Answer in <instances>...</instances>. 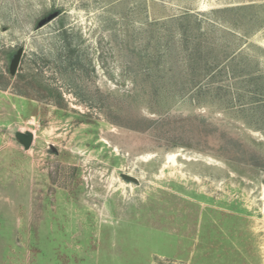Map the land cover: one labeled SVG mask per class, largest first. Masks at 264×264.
Listing matches in <instances>:
<instances>
[{"label": "rangeland", "instance_id": "1", "mask_svg": "<svg viewBox=\"0 0 264 264\" xmlns=\"http://www.w3.org/2000/svg\"><path fill=\"white\" fill-rule=\"evenodd\" d=\"M0 264H264V0H0Z\"/></svg>", "mask_w": 264, "mask_h": 264}, {"label": "water", "instance_id": "2", "mask_svg": "<svg viewBox=\"0 0 264 264\" xmlns=\"http://www.w3.org/2000/svg\"><path fill=\"white\" fill-rule=\"evenodd\" d=\"M56 17V14L51 15L50 17H48L45 21H43V23H41V25L46 24L47 22L51 21L52 19H54ZM22 53L23 50H20L17 55L15 56V59L11 65V73L15 74L16 70L19 66L21 57H22ZM17 138L25 145L26 148H29L32 144L33 141V135L31 133H27V134H22L19 133L17 134Z\"/></svg>", "mask_w": 264, "mask_h": 264}]
</instances>
